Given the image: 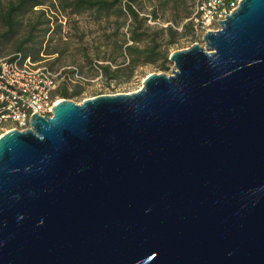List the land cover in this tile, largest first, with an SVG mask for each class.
Wrapping results in <instances>:
<instances>
[{"label": "water", "instance_id": "water-1", "mask_svg": "<svg viewBox=\"0 0 264 264\" xmlns=\"http://www.w3.org/2000/svg\"><path fill=\"white\" fill-rule=\"evenodd\" d=\"M225 18L0 136V264H264V0Z\"/></svg>", "mask_w": 264, "mask_h": 264}, {"label": "trees", "instance_id": "trees-1", "mask_svg": "<svg viewBox=\"0 0 264 264\" xmlns=\"http://www.w3.org/2000/svg\"><path fill=\"white\" fill-rule=\"evenodd\" d=\"M58 1L57 7L65 13L62 17L66 22H69L73 17L84 16L89 17L94 23L101 26L106 44L111 43L115 45V48L117 47V56H108L104 52L103 56L97 54L96 58H93L85 54L84 66L77 65L78 68L63 72L60 84H58L57 75V87L53 93V97L57 99L60 97L64 100H71L79 97L83 92L80 80L86 79L94 73H101L108 83L123 84L129 82L142 67L152 66L165 71L170 64L168 58L171 54V48L180 38L191 36L190 23H184L190 18L193 11L192 6L187 5L188 0ZM138 1L143 4L153 3L159 12L167 16L158 17L153 11L150 12L149 18L141 17L140 10L135 7ZM45 5L44 0H9L6 4L1 5L0 20L5 25L6 32L0 38L5 39L8 37L7 35L15 33L20 23V17L26 12H32L34 8H42ZM65 10H69L68 14ZM148 19L161 26L151 27L147 25ZM54 23H57V20L55 22L48 20L35 23L28 31L27 37L17 45L15 53H21L24 57L29 56L33 63L41 61L42 58L39 55L46 52V44L52 41L53 35H58L61 40L63 38V27L61 24L53 26ZM44 26L46 28L40 30L42 40L37 43L33 40V33L36 27ZM178 28H181V30L179 31ZM110 30L112 32L108 33ZM50 35H52V38H49ZM116 35L119 36L118 41L115 39ZM96 50L98 52L99 49ZM43 54L48 56L58 54V51L54 50ZM47 69L55 73L52 65Z\"/></svg>", "mask_w": 264, "mask_h": 264}, {"label": "rangeland", "instance_id": "rangeland-1", "mask_svg": "<svg viewBox=\"0 0 264 264\" xmlns=\"http://www.w3.org/2000/svg\"><path fill=\"white\" fill-rule=\"evenodd\" d=\"M9 0H0V6L6 4ZM45 6L42 8H34L33 11L26 12L19 19V25L15 33L7 35L8 37L3 39L0 38V56H9L16 52L17 45L27 37L28 31L35 23H41L45 21H56L53 26L61 24L63 27L62 31V40L58 38V35H53L52 41L47 42L46 52L50 53L54 50L58 51V54L44 55L42 52L39 57L42 58L38 62V65L41 67L49 68L50 65L53 66L54 72L58 73V84L62 81L63 72L71 71L77 65L84 66V55L88 54L90 57L96 58V55L99 54L103 56L104 52L108 56H117V47L115 48L114 44H106L103 37V28L98 24L94 23L89 17H73L67 23L66 20L62 17L65 13L61 8L58 9V0H44ZM69 1V0H67ZM197 0H188L187 5L192 6V9ZM54 8H53V5ZM63 3V2H61ZM135 7L140 10L141 17H150V12L155 11L158 17H166L167 15L159 12L153 3L143 4L136 3ZM41 10V11H38ZM68 14L69 10H65ZM43 13V14H42ZM56 19V20H55ZM147 25L161 26L156 22H152L150 19L147 20ZM112 26V25H110ZM46 27H36L33 40L35 42H40L42 40L41 29ZM52 28V27H51ZM6 32V27L3 22L0 20V37ZM112 32V30L108 31ZM52 38V35L49 36ZM48 39V38H47ZM116 41L119 40V36L116 35ZM190 37L180 38L178 42L171 48V53L176 51H181L189 48L191 46ZM99 49L96 52V49ZM44 50V49H43ZM76 64V65H75ZM101 64V63H100ZM168 69L165 71L158 70L152 66H146L140 68L135 76L127 83L123 84H114L113 82L108 83V81L101 75V73H94L92 76L82 79L81 86L83 88L82 94L70 101L80 104L85 99H90L97 96L105 95H118V94H130L138 91L141 86L144 78L149 74H166L170 75L173 70V65L170 63ZM84 72V68H83ZM71 88V87H70ZM59 101L64 100L63 98L58 97ZM12 126L7 124L3 128H0V136L7 131L11 130Z\"/></svg>", "mask_w": 264, "mask_h": 264}, {"label": "built area", "instance_id": "built-area-1", "mask_svg": "<svg viewBox=\"0 0 264 264\" xmlns=\"http://www.w3.org/2000/svg\"><path fill=\"white\" fill-rule=\"evenodd\" d=\"M240 2L197 0L190 18L184 22L191 26V45H202L204 34L218 30V21H224ZM57 75L21 53L0 57V128L10 124L11 130L25 131L30 128L33 114L51 116L53 106L59 102L53 97Z\"/></svg>", "mask_w": 264, "mask_h": 264}]
</instances>
